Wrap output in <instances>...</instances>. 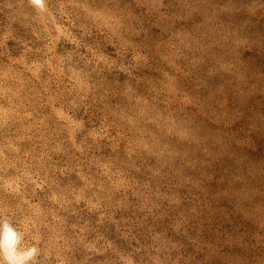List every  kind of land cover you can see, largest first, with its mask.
Masks as SVG:
<instances>
[{"label": "rangeland", "instance_id": "1", "mask_svg": "<svg viewBox=\"0 0 264 264\" xmlns=\"http://www.w3.org/2000/svg\"><path fill=\"white\" fill-rule=\"evenodd\" d=\"M9 261L264 264V0H0Z\"/></svg>", "mask_w": 264, "mask_h": 264}, {"label": "bare ground", "instance_id": "2", "mask_svg": "<svg viewBox=\"0 0 264 264\" xmlns=\"http://www.w3.org/2000/svg\"><path fill=\"white\" fill-rule=\"evenodd\" d=\"M38 2V0H36ZM40 1V0H39ZM17 234L15 229L9 224H5L1 234V245L9 258L17 260L20 256L15 252L17 243Z\"/></svg>", "mask_w": 264, "mask_h": 264}, {"label": "clouds", "instance_id": "3", "mask_svg": "<svg viewBox=\"0 0 264 264\" xmlns=\"http://www.w3.org/2000/svg\"><path fill=\"white\" fill-rule=\"evenodd\" d=\"M32 254H33V256L36 254V249L35 248H33L32 250ZM9 264H12V262L11 261H9Z\"/></svg>", "mask_w": 264, "mask_h": 264}]
</instances>
